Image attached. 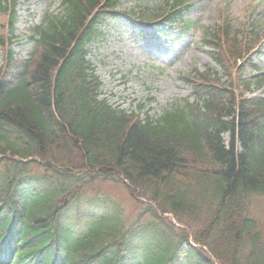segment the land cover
<instances>
[{
    "label": "trees",
    "instance_id": "trees-1",
    "mask_svg": "<svg viewBox=\"0 0 264 264\" xmlns=\"http://www.w3.org/2000/svg\"><path fill=\"white\" fill-rule=\"evenodd\" d=\"M118 3L61 0L27 56L0 24V264H264V96L245 95L264 74L232 81L247 47L224 22L226 80L188 74L192 101L143 119L114 108L85 58ZM14 7L0 0L11 33Z\"/></svg>",
    "mask_w": 264,
    "mask_h": 264
},
{
    "label": "rangeland",
    "instance_id": "rangeland-1",
    "mask_svg": "<svg viewBox=\"0 0 264 264\" xmlns=\"http://www.w3.org/2000/svg\"><path fill=\"white\" fill-rule=\"evenodd\" d=\"M189 1L191 7L185 14L192 29L185 35H179L174 30L164 34L154 27L147 29L144 22L130 24L127 15L101 24L104 36H100L90 46L88 58L95 67V74L102 81L101 95L114 106L128 111L138 110L141 106L139 115L143 117L146 112L157 113L161 107L189 96L191 88L181 76L193 70L212 69L224 75L225 79L222 68L211 56V49L200 40L203 29L221 22V14H227L243 43L249 45L261 38L253 48L256 50L251 59L264 71V0ZM160 2L123 0L120 9L132 11L135 16L146 10L156 14L159 9L155 8ZM59 6L60 0H17V40L11 47L21 55H27L32 45L23 38L24 34L31 25L41 20L45 11L57 12ZM5 17L0 14V24L4 23ZM155 21L158 20L154 19L150 24ZM251 25L254 26L253 30L250 29L252 36L248 34L247 37L245 29L249 30ZM142 29L147 31L144 38L138 34ZM241 46L244 48L242 43ZM232 64L230 61L228 66L234 68ZM256 72L246 65L244 77H251ZM258 93L262 94V91ZM103 189L109 193L122 191L120 186L114 188L111 184L104 185Z\"/></svg>",
    "mask_w": 264,
    "mask_h": 264
}]
</instances>
